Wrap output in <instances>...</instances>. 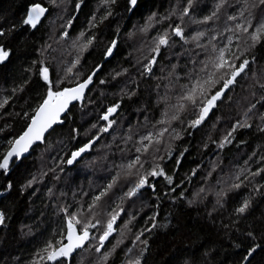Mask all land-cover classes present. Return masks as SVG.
<instances>
[{
	"label": "snow or ice",
	"instance_id": "6c2138e0",
	"mask_svg": "<svg viewBox=\"0 0 264 264\" xmlns=\"http://www.w3.org/2000/svg\"><path fill=\"white\" fill-rule=\"evenodd\" d=\"M83 3L84 0H76L77 11L81 9ZM47 4L50 7L38 0H25L19 18L9 27L0 25V79L6 80L8 68L15 60H20L21 57L26 59L30 55L28 49L17 50L15 43L17 34L19 33V38L23 39L24 33L34 34L35 31H39L50 11L59 9L63 0H47ZM121 4L123 12L129 19L146 9L147 15L143 25H133L135 32L146 35L149 34L150 29L156 32L147 45L148 56L136 62V70L142 79L156 81L154 85L156 100L153 110L161 112L160 118L155 119L151 130H147L146 134L139 131L141 127L139 122L135 127L129 123L127 129L123 126L117 127L120 124L117 117L120 115L123 98L132 100L136 97L139 84L136 88H122L121 99L106 107L101 106L94 117L84 104L85 99L93 108L99 103L90 95L93 92L91 86L95 83L96 76L103 70L104 64L115 55L119 47L118 38L102 37L99 33V25L116 15V9ZM199 4L200 0H186V2L181 0L177 5H170L165 14H161L152 8L149 0L143 2L142 0H100L104 14L97 19L98 13L94 12L87 20L88 27L82 29L72 40L71 47L75 50V55L70 61L65 62L62 57H57L55 55L57 49L45 42L36 50L39 58H32L27 66L23 67L21 82L14 84L11 95L0 102V108H4L13 97L18 101H24L20 111L15 113L16 118L22 122L19 131L9 132L3 138L4 142H0V190L3 192H10L13 189L14 183L11 178L13 174L22 166L27 170L26 162L33 152L41 145H45L48 137L56 133L57 128L62 129L66 123L70 125V139L76 144L69 149L70 154L60 158L61 165H67L69 168L60 166L59 173L67 176L69 181L74 177L68 176V172L86 155H90L91 150L105 136H111L112 139L105 143L102 149H97V155L87 161L85 166L95 167L98 160L107 159L109 154L115 157L116 153H119L121 161H127L114 165L117 174L112 175L105 184L85 193V196H90L88 200L83 196L76 199V194L73 193L72 203H64L66 193L61 192L56 195L53 188L48 189L49 197H54L56 201L53 203L55 215L62 220V223L59 230L33 254L29 264H74V261L76 264H83L85 257L89 259L90 264H109L110 258L123 244L125 234L132 231L131 226L139 215V213H127L121 204H117L110 211L107 210L113 190L122 177L126 181L122 189L126 188V190H122L118 197L121 202L135 204L140 200L141 206L144 207L146 205L143 203V197L150 189L152 204L147 206L151 208L154 205L156 210L147 217L143 230L135 234L132 240L134 246L138 245V250L127 245L121 249L124 255L121 264H145L146 254L150 248V241L145 237V233L151 234L156 229H167L170 226L175 227L176 230L180 229V222L177 221L172 225L170 217H166L163 224L159 222L158 209L165 202V198H168L172 205L186 202L187 207L191 209L194 205L204 204L207 209L206 198L209 192H213L215 202L211 209L207 210V220L215 222L214 214L224 208L228 194L239 195L238 190L247 185H252L248 195L234 207L230 224H223L226 230L225 238L232 249L228 257L229 264H264V213H261L259 219L248 228L241 230L238 225V221L246 217L253 207L254 198L264 199V184L256 179L260 177L264 180V167L258 166L251 172L242 168L239 172L231 174L229 180L218 179L217 190L216 186L211 185L209 177H212L220 166L218 160H212L209 162L207 175L203 178L204 184L192 190L189 198V189L183 186L185 181L190 183L191 178L198 174L200 165L192 169L191 174L181 179L179 184L174 182L173 177L167 174L163 166L165 156L173 157L175 150L173 142L180 140L182 133L194 136L241 79L244 80V91L247 93L241 117L231 124L230 129L219 140L209 137L203 143V147L208 148L211 143L215 144L216 149L223 150L226 145L233 143L238 130H250L257 121V132L264 133V111H261L264 109V67L259 65L255 55L258 45L264 47V0H238L236 4H232L230 0H214L210 13L196 18L192 13L197 10ZM229 10L233 14H228ZM173 17L178 18L180 23L171 22ZM185 22L196 25V30H186ZM72 24L73 20L69 19L67 26H62L59 33L61 41L66 40L70 35L68 28ZM221 24L223 31L219 30ZM157 25L160 26L159 29ZM189 31H192L191 36L188 34ZM119 32L120 28L117 27L116 33ZM234 42L235 48H233ZM98 43L99 55L103 62L94 64L90 70L82 73L84 53L96 48ZM177 47L179 51H176ZM172 57L177 61L183 59L184 64L172 63ZM161 60L165 61L164 68L167 69V74L156 77L155 65L161 63ZM54 64L55 76L52 71ZM128 71V69L117 71L112 79L116 80ZM106 83L105 79L99 81L100 85ZM161 88L163 92L160 91ZM33 92L35 95H31ZM25 93L29 95L25 96ZM101 95L103 96V93ZM228 99L230 102L231 97L228 96ZM77 102L80 103L81 120L84 123H88V120L94 121L87 128L84 127V123L71 127L76 121L73 108L76 107ZM86 115L88 120H85ZM219 119L220 117H217V120ZM145 121H149L148 116H145ZM174 122H179L184 127L177 131ZM7 127L8 125L0 128V132H5ZM212 127L215 128L216 125L213 124ZM129 145L131 148L127 147ZM113 148L116 152L112 151ZM133 152L134 155L131 154ZM187 152L186 146L179 156L174 157L177 165L181 164V157ZM248 163L249 161H245V165ZM260 163L264 164V156L260 158ZM48 171L52 173V179L55 181L64 178L57 174L56 168ZM47 174L41 172L40 176L43 178ZM158 177H163L165 182L166 191L163 193H158L156 185L151 182ZM36 182V175H32L31 179L20 185L19 192L23 194ZM32 195L36 193L33 192ZM122 213H127L128 219L119 226L121 228L119 238L109 248L105 242L109 241L116 232L115 226L118 219H123ZM6 219L9 218L5 212L0 211V226L7 227ZM233 228L236 229L235 232L232 231ZM24 234L22 232V235ZM27 234H31V229ZM200 247L205 248L203 253L199 252V248L185 249L182 254L186 258L175 261L174 264H212V250L206 245ZM78 255L79 260H77ZM13 262L19 264L15 258ZM4 264L9 262L5 261ZM219 264H223V261Z\"/></svg>",
	"mask_w": 264,
	"mask_h": 264
},
{
	"label": "trees",
	"instance_id": "16d2710c",
	"mask_svg": "<svg viewBox=\"0 0 264 264\" xmlns=\"http://www.w3.org/2000/svg\"><path fill=\"white\" fill-rule=\"evenodd\" d=\"M63 1L65 2L63 6L59 9H54L56 16L62 17L61 19H50L49 21V16L51 15L49 13L39 31H35L34 34L31 32L24 33L23 39L19 38V33L17 34L18 38L15 42L17 50L28 49L30 55L26 59L21 57L20 60H15L14 64L8 68L6 80L0 79V102L11 95V89L14 84L21 82L20 76L23 72V67H26L32 58H39L36 50L41 45L47 42L54 49H57L55 53L57 57H62L65 62L70 61L75 55V50L71 47L72 40L82 29L88 27L87 20L94 12L98 13L97 19L104 14V10L100 6V0H84L79 11L75 7L76 0ZM24 2L25 0H0V25L9 27L15 19H18L21 15L20 9ZM38 2L49 7L47 0H38ZM149 2L154 10L165 14L170 5H177L181 0H149ZM230 2L236 4L238 0H230ZM213 3L214 0H200L197 10L192 15L200 18L205 14H209L213 8ZM228 14L233 13L229 10ZM146 15L147 11L145 9L141 14L132 16L129 19L127 14L123 12L121 4L116 9V15L99 25V33L102 37L107 39L118 38L119 47L116 49L115 55L104 64L103 70L99 72L95 78V83L91 86L93 92L90 95L93 99L99 101V103L93 108L88 105L87 99L84 101L85 106L89 108L90 114L94 117L98 114L101 106L106 107L108 104L121 99L120 91L122 88H136L137 84H139L138 95L136 97L132 100H128L127 97L123 98L122 107L119 110L120 115L117 117L120 124L117 127L123 126L127 129L129 123L135 127L137 126V122H139L141 125L139 131L145 134L147 130H151L148 125L155 123V119H159L161 116L160 110H153V104L156 100V90L154 87L156 81L142 79L136 70L137 60L148 56L147 45L150 43L151 37L156 35V32L151 29L147 35L134 31L133 25L142 26ZM69 19L73 20V24L68 28L70 35L66 40L61 41L59 33L62 30V26H67V20ZM171 22L180 23V20L173 17ZM185 24L186 30L191 29L195 31L197 28L196 25L190 22H185ZM117 27L120 28L119 34L116 33ZM156 27L159 29L160 26L157 25ZM219 30L223 31L222 24ZM192 31L188 32L189 36L192 35ZM224 39H226V36ZM233 48H235V42L233 43ZM99 49L100 44L98 43L96 48L84 53L82 57V73L90 70L94 64L103 62L99 55ZM176 51H179L178 47ZM255 55L258 58L259 65L264 67V47L258 45ZM172 63L183 65L184 60L177 61L175 57H172ZM164 64L165 61L161 60V63L155 65L154 74L156 77L167 74ZM123 69H128V73L113 80L112 76L114 73ZM52 71L53 76H55V64ZM101 79H105L107 83L100 85L99 81ZM244 87V80L241 79L234 90L228 94L231 97V101L229 102L228 96H225L224 102L220 103L219 107L210 114L211 118L207 123L199 131H196L194 136L182 133L181 139L173 142L175 149L173 157L169 158L165 156L163 166L167 174L173 177L176 184H179L181 179L191 174L192 169L200 165L198 174L191 178L190 183L185 181L183 186L189 189V198H191L192 190L198 189L204 184L203 178L207 175L210 167L209 162L212 160H218L220 166L213 173V176L209 177L211 185L216 186L217 190L219 189V185L217 184L218 179L229 180L231 174L239 172L242 168H246L248 172H251L258 166L264 167V164L260 163V158L264 156V133L257 132L256 123L258 121L253 123L250 130H238L235 133L233 143L226 145L223 150L216 149L215 144L211 143H209L208 148L203 147V143L209 137L219 140L221 136L227 133L231 124L241 117L243 105L246 103L245 96L247 95ZM160 91L163 92V88ZM102 93L103 96L101 95ZM28 95L29 93H25V96ZM31 95H35V92L31 93ZM23 103L24 101H18L13 97L4 108H0V128H5L8 125L5 132H0V142H4L3 138L9 132L19 131L22 122L16 118L15 113L20 111V106ZM79 109L80 103L77 102L76 107L73 108L76 121L74 124H71V127H77L84 123L80 118ZM261 111H264V109H261ZM145 116L149 117L148 122L145 121ZM217 117H220V119L217 120ZM85 120H88L87 115L85 116ZM92 122L94 121L88 120V123H84V127L87 128ZM213 124L216 125L215 128L212 127ZM174 126L177 131H180L184 127L179 122H174ZM69 127L70 125L66 123L62 129L57 128L56 133L48 137L46 144L41 145L40 148L33 152L26 162L27 170L22 166L19 171L13 174L11 178L14 187L10 192L0 190V193H2L0 194V211H4L9 218L5 221L7 227L0 226V264H4L5 261H8L9 264H14L13 258L18 260L19 264H29L33 258V254L43 246V243L54 232L59 230L62 220L58 219L55 215L53 203L56 201L54 197H49V188H53L56 195H59L61 192L66 193L63 199L64 203H72L73 193L76 194V199H80L83 196L85 200H88L90 196H85V193H88L90 189H96L100 185L105 184L111 179L112 175H116L114 165L127 162L126 160L121 161L119 153H116L115 157L109 154L107 159L98 160L95 167L85 166L87 161L92 160L97 155V149H102V146L112 139L111 136H105L91 150L90 155H86L79 164L75 165L68 172V176L74 177L72 181H69L67 176L59 173L60 166L66 169L69 168L67 165H61L60 158L70 154L69 149L76 144L75 141H71L70 139ZM241 141L244 143H241ZM121 146L124 147L123 145ZM186 146L188 147V152L181 157V164L177 165L174 157L179 156V153ZM127 147L131 148V145ZM42 149L46 150L42 151ZM112 151L116 152V149L113 148ZM131 154L134 155V152ZM101 155H103V151H101ZM250 155H254L255 157L250 159ZM245 161H249V163L245 165ZM51 168H56L57 174L64 178L60 181L53 180L52 173L48 171ZM174 169L175 171H173ZM41 172L48 174L41 178ZM32 175H36L37 182L32 188L26 189L21 194L19 192L20 185L24 184L26 180L31 179ZM256 179L264 184V180H261L260 177ZM125 182L122 177L117 187L113 190L107 210L110 211L117 204H121L127 210V213H139V215L136 216V221L131 226L132 231L125 234L123 244L117 249L116 254L110 258L109 264H121L124 259L121 249L125 245L127 247H136L138 250V245L134 246L132 240L135 234L143 230L147 217L151 215L153 210H156L154 205L151 208L147 206L152 204L150 189L143 197V203L146 205L144 207L141 206L140 200H137L135 204L127 201L121 202L118 197L121 195L122 190H126V188L122 189ZM151 182L156 185L158 193L166 191L163 177L155 178ZM251 187L252 185L242 187L238 190L239 195L229 193L224 208L214 214L216 216L215 222L207 220V210L211 209L212 204L215 202L213 192H209L206 198L207 209L204 207V204L194 205L191 209L187 207L186 202H177L175 205H172L171 201L165 198V202L158 209L159 222L163 224L165 218L170 217L172 225H175L179 221L181 227L179 230H176L175 227L170 226L167 229H156L151 234L145 233V237L150 241V248L146 254L145 264H166V262L167 264H174L175 261H182L186 258L182 254L185 249L194 250L199 248V252L203 253L205 248L200 247V245H206L212 250V264H219L220 261H223V264H229L228 257L231 255L232 249L225 238L226 230L223 228V224H230L231 213L234 207L238 205L244 196L248 195ZM81 189H83V192H81ZM33 192L36 195L33 196ZM127 213H122L123 219H118V223L115 226L116 232L109 238V241L105 242L109 248L119 238L121 231L119 226L128 219ZM261 213H264V199L255 197L253 207L249 210L246 217L238 221L239 228L243 230L254 224L259 219ZM29 229H31L30 235L27 234ZM232 231L235 232L236 229L233 228ZM22 232L25 234L22 235ZM79 259L78 255L77 260ZM74 264H76L75 261ZM83 264H90L87 257H85Z\"/></svg>",
	"mask_w": 264,
	"mask_h": 264
},
{
	"label": "rangeland",
	"instance_id": "374dc122",
	"mask_svg": "<svg viewBox=\"0 0 264 264\" xmlns=\"http://www.w3.org/2000/svg\"><path fill=\"white\" fill-rule=\"evenodd\" d=\"M48 6L50 7V5H48ZM50 14H51V15L49 16L50 18L48 17V18H49V21H50V19H51V20H58V19H61V18H62V17L56 16V14L54 13V9H52V10L50 11ZM148 127L151 128V125H148ZM254 157H255L254 155H250V156H249L250 159H252V158H254Z\"/></svg>",
	"mask_w": 264,
	"mask_h": 264
},
{
	"label": "bare ground",
	"instance_id": "6f19581e",
	"mask_svg": "<svg viewBox=\"0 0 264 264\" xmlns=\"http://www.w3.org/2000/svg\"><path fill=\"white\" fill-rule=\"evenodd\" d=\"M63 4H65V2L63 1ZM63 4H62V6H63Z\"/></svg>",
	"mask_w": 264,
	"mask_h": 264
},
{
	"label": "water",
	"instance_id": "95a60500",
	"mask_svg": "<svg viewBox=\"0 0 264 264\" xmlns=\"http://www.w3.org/2000/svg\"><path fill=\"white\" fill-rule=\"evenodd\" d=\"M69 167V166H68Z\"/></svg>",
	"mask_w": 264,
	"mask_h": 264
}]
</instances>
